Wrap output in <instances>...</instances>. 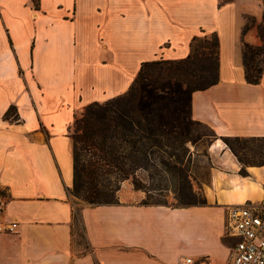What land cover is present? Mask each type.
<instances>
[{"label":"crops","instance_id":"1","mask_svg":"<svg viewBox=\"0 0 264 264\" xmlns=\"http://www.w3.org/2000/svg\"><path fill=\"white\" fill-rule=\"evenodd\" d=\"M242 11L254 16L244 39L260 43L251 0H0V71L23 76L0 100V264L229 263L227 206L262 201L264 164L242 175L225 146L231 172L213 173L201 201L145 203L131 189L130 200L77 203L69 126L87 103L125 92L143 61L185 57L193 36L215 31L218 78L192 92L191 115L214 143L264 136V72L245 76ZM10 104L16 115L5 118Z\"/></svg>","mask_w":264,"mask_h":264},{"label":"trees","instance_id":"2","mask_svg":"<svg viewBox=\"0 0 264 264\" xmlns=\"http://www.w3.org/2000/svg\"><path fill=\"white\" fill-rule=\"evenodd\" d=\"M250 25L244 22L241 29L242 61L247 80L258 82L264 72V10L257 24L260 43L244 39ZM218 45L215 31L195 35L185 57L143 61L125 92L91 101L75 114L69 126L73 138L70 190L75 195L91 203L114 202L121 182L128 179L135 189L149 195L151 188L143 178H153L150 170L158 172V165L168 171L169 160L163 153L173 156V147L182 140L184 127L193 118L192 92L217 81ZM15 112V105L10 104L3 116L14 118ZM263 137H222L241 164L240 174L247 175L246 167L253 163L249 152L241 150L246 148L245 142Z\"/></svg>","mask_w":264,"mask_h":264},{"label":"rangeland","instance_id":"3","mask_svg":"<svg viewBox=\"0 0 264 264\" xmlns=\"http://www.w3.org/2000/svg\"><path fill=\"white\" fill-rule=\"evenodd\" d=\"M251 3L252 7H261L262 11L264 10V0H251ZM242 8L245 10V7ZM241 13L245 22L248 21L253 24L254 16L252 14L247 11H242ZM210 34L208 33L206 35ZM18 75L23 78L18 68L16 69L14 67L4 66V69L0 71V100L5 96L4 88L6 82L20 80L16 77ZM82 109L78 110L76 114ZM191 119V122L184 127L182 140L176 142L173 147V156L168 157L166 153H163V157L169 160L168 171L164 172L160 165L157 166L159 171L156 173L151 168L150 171L153 172V178H143L146 187L151 188L149 195H147L145 190L139 189L141 194L137 197L138 200L142 202L144 200L149 202L160 201L173 205L186 202H198L203 200L205 188L210 184L213 173L218 171L231 172L228 169L227 157L225 158L224 149L226 148L224 147L227 144L224 139L222 138V141H220L221 145L217 146L214 143L216 135L211 127L201 121ZM245 145L246 148L241 150L247 153L249 152L250 159L253 162L252 164L259 165L261 161H264V137L261 139L247 140ZM177 153H179V157H177ZM229 156L232 159L237 158L230 152ZM238 165L240 168L241 164L239 161ZM131 189L137 190L129 179L123 180L120 188L115 192L114 201L119 199H132ZM71 196L77 203L89 202L81 196L75 195L72 191ZM262 201H264V197ZM249 202L253 203L252 200H249ZM81 248L85 249L86 247L83 245ZM74 249L77 251L76 243Z\"/></svg>","mask_w":264,"mask_h":264},{"label":"built area","instance_id":"4","mask_svg":"<svg viewBox=\"0 0 264 264\" xmlns=\"http://www.w3.org/2000/svg\"><path fill=\"white\" fill-rule=\"evenodd\" d=\"M225 228L233 239L228 264H264V201L229 204ZM194 263L193 257L185 256L179 264Z\"/></svg>","mask_w":264,"mask_h":264},{"label":"bare ground","instance_id":"5","mask_svg":"<svg viewBox=\"0 0 264 264\" xmlns=\"http://www.w3.org/2000/svg\"><path fill=\"white\" fill-rule=\"evenodd\" d=\"M217 146H220L221 143L220 141L218 140L216 143H215ZM214 146V145H213ZM234 184H235V187L237 189L238 192H240L241 194L244 192L245 195L249 194V195H257L259 191L258 188L254 185V184H251L250 186L248 184H242L240 183L239 181H234ZM260 189V188H259ZM261 190V189H260ZM248 195V196H249ZM253 196V197H254ZM258 196H256L257 198ZM255 198V197H254ZM244 201V200H243Z\"/></svg>","mask_w":264,"mask_h":264}]
</instances>
